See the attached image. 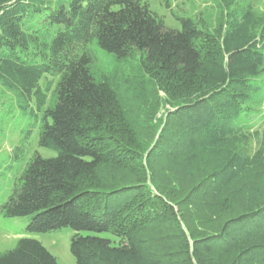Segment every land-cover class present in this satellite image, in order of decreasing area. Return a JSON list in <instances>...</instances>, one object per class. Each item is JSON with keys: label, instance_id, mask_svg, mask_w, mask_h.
I'll return each mask as SVG.
<instances>
[{"label": "trees", "instance_id": "16d2710c", "mask_svg": "<svg viewBox=\"0 0 264 264\" xmlns=\"http://www.w3.org/2000/svg\"><path fill=\"white\" fill-rule=\"evenodd\" d=\"M213 1L170 29L143 0H0V123L28 118L0 217L70 229L76 264H264V14ZM95 48L144 61L97 73ZM0 264L57 262L22 238Z\"/></svg>", "mask_w": 264, "mask_h": 264}, {"label": "rangeland", "instance_id": "374dc122", "mask_svg": "<svg viewBox=\"0 0 264 264\" xmlns=\"http://www.w3.org/2000/svg\"><path fill=\"white\" fill-rule=\"evenodd\" d=\"M148 3L151 11L161 17L170 29H180V23L176 20L180 16L192 17L195 20L202 19L206 26L210 29L214 28L218 20V12L215 8L213 0H168L170 9L168 10L163 3V0H143ZM255 11L264 14V0H259L255 5ZM98 56V62L94 70L97 73H112L130 77L133 75V69L137 68L144 56H134L127 61L114 60L111 55L106 54L102 50L95 48ZM8 96L2 97V99ZM6 109L4 115V124L0 123V157L5 156L16 143L18 132L26 123L27 117H20L18 111L10 104L4 105ZM259 114L264 113V102L257 107ZM255 117H253V122ZM261 130L264 129V123L261 124ZM37 133L35 129L32 135L30 151L28 157L32 153L37 152L43 158L54 157L55 154L45 149L37 147ZM13 180L11 176L0 179V203L10 194ZM27 218H3L0 217V253L12 249L17 241L22 238L33 239L42 244V246L56 259L57 264H76L69 250L70 238L73 232L64 228L60 231L46 234L27 233L25 225Z\"/></svg>", "mask_w": 264, "mask_h": 264}]
</instances>
